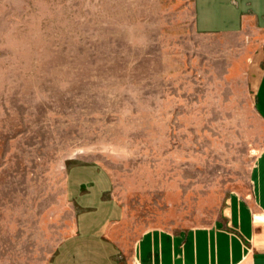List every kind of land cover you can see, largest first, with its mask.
<instances>
[{
    "label": "rangeland",
    "instance_id": "1",
    "mask_svg": "<svg viewBox=\"0 0 264 264\" xmlns=\"http://www.w3.org/2000/svg\"><path fill=\"white\" fill-rule=\"evenodd\" d=\"M263 67L264 32L201 34L193 0H0V264L73 235L74 166L111 178L127 252L152 229L251 246L232 217L264 224Z\"/></svg>",
    "mask_w": 264,
    "mask_h": 264
},
{
    "label": "crops",
    "instance_id": "2",
    "mask_svg": "<svg viewBox=\"0 0 264 264\" xmlns=\"http://www.w3.org/2000/svg\"><path fill=\"white\" fill-rule=\"evenodd\" d=\"M193 13L194 26L201 34L264 32V0H193ZM256 95L264 115V67ZM68 176L69 190L80 213L75 232L49 264H129L126 255L130 252L132 264H264V224L257 231L249 212L241 206H235L232 218L236 228L251 240V246L220 228L186 235L152 229L127 252L116 239L125 214L112 196L109 175L97 168L74 166ZM254 179L264 220V154Z\"/></svg>",
    "mask_w": 264,
    "mask_h": 264
}]
</instances>
